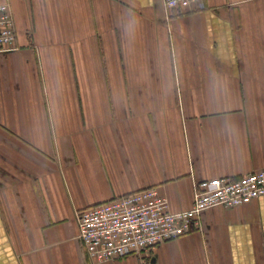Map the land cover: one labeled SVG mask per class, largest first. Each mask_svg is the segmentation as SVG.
<instances>
[{"label":"crops","instance_id":"obj_1","mask_svg":"<svg viewBox=\"0 0 264 264\" xmlns=\"http://www.w3.org/2000/svg\"><path fill=\"white\" fill-rule=\"evenodd\" d=\"M0 52V264H264V197L91 261L76 211L146 187L264 168V0H9Z\"/></svg>","mask_w":264,"mask_h":264},{"label":"built area","instance_id":"obj_2","mask_svg":"<svg viewBox=\"0 0 264 264\" xmlns=\"http://www.w3.org/2000/svg\"><path fill=\"white\" fill-rule=\"evenodd\" d=\"M166 7L198 10L205 0H164ZM9 0H0V52L15 48ZM264 197V168L237 177L198 180L189 208L171 210L155 187L114 196L76 211L77 238L91 261L121 259L200 229L199 215L216 205L236 207Z\"/></svg>","mask_w":264,"mask_h":264}]
</instances>
